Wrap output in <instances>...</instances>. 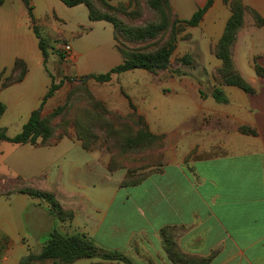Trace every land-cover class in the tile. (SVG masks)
Returning <instances> with one entry per match:
<instances>
[{"label":"crops","instance_id":"0c3cea01","mask_svg":"<svg viewBox=\"0 0 264 264\" xmlns=\"http://www.w3.org/2000/svg\"><path fill=\"white\" fill-rule=\"evenodd\" d=\"M123 1L110 0L112 4ZM207 1L169 3L180 20H188ZM243 2L264 18V0ZM31 3L47 35L70 45L74 63L64 74L74 77L75 84L85 81L81 77L105 73L121 63L112 25L90 21L85 6L67 10L60 1ZM20 5L18 13L0 10V73L11 72L16 59L27 67L21 82L0 90L6 107L0 118L3 130L12 110L22 128L51 84L27 11ZM58 12L67 13L70 20ZM229 17L223 0H212L190 32L209 47L218 42ZM246 23V43H239L237 58L242 74L257 89L255 95L220 88L226 102L219 103L212 96L214 88L206 96L195 82L185 80L187 75H182L177 91L166 94L159 90V78L141 69L114 75L107 83L85 78L109 112L125 116L133 111L132 104L150 131L154 124L165 135L162 165L137 185L122 186L125 170L109 172L110 157L102 149L85 151L76 139L65 137L48 146L16 145L14 152L31 154L20 158H8L6 142H0V177L20 178L48 191L72 213L71 220L60 222L36 198L24 194L4 198L8 203L1 205L0 236L17 243L18 249L14 251L12 245L0 264H19L30 252L37 254L53 229L65 235L83 234L131 264H174L166 252L167 238L180 253L207 259L204 264H264V79L254 76L252 69L253 60L264 68V28L252 27L249 17ZM76 39L81 40L80 48L73 44ZM50 73L55 84L62 82ZM36 74L47 78L37 84ZM69 90L70 85L61 83L42 113L64 103ZM247 127L255 135L240 131ZM46 215L50 223L44 222ZM36 263L40 262L31 264ZM73 264L126 263L81 259Z\"/></svg>","mask_w":264,"mask_h":264},{"label":"trees","instance_id":"16d2710c","mask_svg":"<svg viewBox=\"0 0 264 264\" xmlns=\"http://www.w3.org/2000/svg\"><path fill=\"white\" fill-rule=\"evenodd\" d=\"M21 1L30 19L31 29L38 40V48L43 56L44 68L47 71L46 62L49 54L48 50H52L53 48L49 43L48 36L44 35L37 26L36 19L33 15L31 0ZM58 1L69 8L77 5H84L88 10V17L90 21H104L111 24L113 27V37L115 43L117 31H125L124 29H126L125 26L113 16L112 13L114 12V8L108 6L105 0ZM2 3L3 0H0V5H2ZM97 3L101 9L97 8ZM211 3L212 0H208L206 5L199 8L190 19L178 20L173 17L168 0H148L147 4L149 8L159 12L161 22L157 25H148L143 29L127 30V35H133V37L138 40H146L151 39L158 33L170 28L168 41H166L154 52L129 50L125 47H119L116 45V48L122 55L121 63L105 73L90 74L85 78L87 80L92 79L96 83H107L114 75L136 69L145 70L151 73L169 70L179 76L186 75L179 70H171L170 67V57L175 48L177 25L182 24L188 27L197 26L205 12L210 7ZM230 8L231 15L227 20L223 35L215 49L216 57L222 61V67L219 70L220 83L221 85L237 87L247 94L254 95L255 90L248 85L234 69L235 67L233 65L230 51L231 46L236 39L237 32L243 25V15L246 8L242 5L240 0H231ZM253 16L258 24L263 23L257 13H253ZM179 63H181V65L188 66L191 65L192 61L191 58L186 55L179 60ZM3 72L4 71L0 73V89L7 88L15 83L21 82L27 73V67L22 60L16 59L13 65V75L2 81ZM255 72L257 76L264 78V68L256 65ZM48 74L51 78V84L47 93L41 100L39 108L31 113L29 119L22 126L17 135L8 137L5 130L0 129V142L5 141L15 145H51L52 143H55L67 136L65 133L60 136L55 135L51 122L55 118L63 116V114L68 110L69 115L73 113V128L69 126L67 127V123L65 122H63V127L65 130L74 129L78 132L80 136L77 140L80 141L82 149H86L87 151L89 150V147L92 146L91 143L93 141L96 143L98 140L96 134H94V138L91 139V137H93L91 133L94 131L105 132L106 141L112 142V146L116 144L118 154H113L110 157L107 168L109 172L125 170V176L121 182L122 186L137 185L150 174L158 170L162 161L160 154L158 155L159 164L153 166L150 165L148 172L146 173L145 171L140 173L139 170L143 169L134 167L132 164L129 166L127 161H124L123 159L127 158L128 152H144L150 150V140L157 138H160L161 140V137L152 136L146 128L144 119L135 113L127 116H121L119 114L109 112L104 105L99 102L87 89H85V92L70 89L63 105L54 108L49 115L42 116L43 105L50 97L53 96L62 83L60 82L59 84H55L53 76L50 73ZM80 80L84 79L81 78ZM70 81L74 82V79ZM84 83L85 82L82 81L80 84L75 85L81 89L85 87ZM81 96L87 99V106H80L78 109H73V107L76 106H74V104H76L74 99L76 97L81 98ZM212 96L219 103L226 102V98L220 88L214 89ZM5 109L6 107L4 103L0 101V118L4 114ZM240 131L242 133L255 135V131H250L248 128H241ZM152 167L154 170L150 171ZM8 184L13 187L7 186ZM13 184L18 187H14ZM0 187L3 188V190L0 189V196L9 197L12 194L18 193L47 202L50 205L53 214L60 222H67L72 218V213L64 210L52 193L34 188L20 178L5 179L4 177H0ZM2 240H6V238H2ZM165 246L168 257L174 264H204L207 262V259L192 258L180 253L175 244L168 238L165 239ZM1 254L2 251L0 248V257ZM81 259H101L106 261H121L126 264H131L130 260L125 256L99 248L91 239L87 238L83 234L65 235L57 229H53L50 232L48 239L45 243H43L37 254L30 252L26 257L20 260L19 264H31L33 262L43 261H52L54 264H73Z\"/></svg>","mask_w":264,"mask_h":264},{"label":"rangeland","instance_id":"374dc122","mask_svg":"<svg viewBox=\"0 0 264 264\" xmlns=\"http://www.w3.org/2000/svg\"><path fill=\"white\" fill-rule=\"evenodd\" d=\"M147 1L148 0H125V1L120 2V3L112 4L110 2V0H105L106 4L108 6L114 8V12L112 13L113 16L119 22H121L126 28V29H124L125 31H123V30L117 31L116 45H118L119 47H125L129 50H136V51H142V52H154L156 49L161 47L166 41H168L170 28H167L163 32L158 33L155 37H153L151 39H146V40H138L135 37H133V35H127V30L143 29L148 25H151V24L157 25L161 22V16H160L159 12L150 9L148 4H147ZM230 1L231 0H229V1L223 0V4L226 7H228L230 15H231ZM240 1H241L242 5L246 8V10L244 11V15H243V18H244L243 19V25L240 28V30L237 32L236 39H235V41H234V43L230 49L231 57H232L233 65L235 67L234 69L236 70V72L241 76V78L248 85H250L255 90V93H256L257 89H256L254 83L247 80V78L242 74L243 68L240 67V65L238 63L239 59L237 58V56L239 55L238 45L241 42V40H242V42L246 43L247 36H245L243 33L245 31V29L247 28L246 18L247 17L250 18L251 26L254 27L255 29L264 28V18H262L258 14V12H256L250 6L244 4L243 0H240ZM54 2H56L57 4H60V3H58L59 2L58 0H54ZM21 3H22L21 0H3L2 5H0V10L13 11V12L18 13V9L20 8ZM22 5H23V3H22ZM169 6H170V3H169ZM63 8L69 10V7H66L65 5H63ZM81 8H85L84 5H81ZM97 8L101 9L99 7L98 3H97ZM170 8H171V12L173 14V17L180 20L178 18V16L174 13L171 6H170ZM58 13H59V15H62V17L64 19H67L68 21L70 20L67 13H61V12H58ZM253 13H257V15L263 21L262 24H258L255 21ZM70 22L72 25V21H70ZM36 23H37L38 28L43 32V34L48 36L47 35V29H46L47 27L41 25L40 20H38V19H36ZM48 39H49L50 45L53 48L52 50H50V49L48 50L49 54H48V58H47V62H46V67L48 68V70H47L48 73H50V71H52L57 77H59V79H60V81H62V83L66 82L67 86L70 85V89L78 90L79 92H81V91L85 92V89H87L92 93V91H91L92 87L91 86L93 85V83L88 82L85 79L86 76L81 77L85 80L84 81L85 87L80 89V88L76 87L77 85H75V83L73 81H70L73 79L75 81L74 77H68V75L64 74V72L67 74L69 73L68 69L74 63L72 56L69 60H63L60 56V50L64 48L65 41L62 39H53V38H50L49 36H48ZM219 40H218V42H219ZM218 42H216L214 44H210V45H208L209 47H207L206 45H203V43H201V41L199 40L197 35H192V33L190 32V27L184 26L182 24L177 25L175 48H174V51L170 57L171 70H179L180 72L185 73L187 75V79H185V80H187V81L191 80L192 82H195L198 90L202 91L206 96L210 94L212 88L216 89V88L231 87V88H234L236 90L242 91L241 89H239L237 87L221 85V83H220L219 70L222 67V61L220 59H218L216 57V54H215V49H216ZM73 44L76 48L77 47L80 48L81 40L76 39V40H74ZM186 55L191 58L193 64L188 65V66H184V65H181V63H179V60ZM52 60H53V63H52ZM202 64H205V65H202ZM256 65L257 64H256L255 60H253V66L254 67L252 66V69H254V72H253L254 76L256 75V72H255V66ZM3 71L4 72H3V76H2V81L5 80V78L13 75V68H12L11 72H9V73H7L5 70H3ZM149 73L159 78V81L162 84V86L159 88V90L163 91V93H166V94H173L175 91L178 90V88H176V86H178L182 83V79H181L182 76L176 75V74L172 73V71H169V70L168 71L167 70L166 71H157L154 73L149 72ZM256 77L264 79L263 77H260L257 75H256ZM45 78H47V77H44V74H41V75L36 74V76L33 77V81H35L38 84L40 81H43ZM2 89H5V88H2ZM152 90H155V88L152 87L151 91ZM242 92L245 93L244 91H242ZM245 94H247V93H245ZM247 95H250V94H247ZM74 101L76 102V104H74V106L75 105L76 106L73 107V109H78L80 106L81 107L87 106V99H85L83 96H81V98L76 97L74 99ZM99 102H101V101H99ZM63 104L64 103L62 102L59 105H56L55 108L58 106H61ZM130 107L133 111L127 115L135 113L136 115L140 116L141 118L144 119L146 128L149 131V133L152 136L161 137V140H160V138L150 140L151 141V144L149 146L151 148L150 150L144 151V152H139V151L128 152L127 158L123 159L124 161L125 160L127 161L129 166L132 164V165H134V167H138V168L143 169V170H139L140 173H143L144 171L146 173V172H148V168L150 167V165L153 166V165L159 164V160H158L159 154L161 155V160L163 159V148H164V142H165V135L157 132L158 126L157 125L154 126V124H152V131H150L144 116L139 115L137 113V111L135 110V108L132 106V104H130ZM15 113H16V111H14V110L9 112L8 115L6 116L5 122L3 124V126L5 127L4 130L6 132V135L12 136V137L17 135L21 130V124H20L21 119L18 118V115H15ZM50 113H45V114L42 113V116H47ZM72 114L69 115V111L67 110L63 114V116L57 117L51 122V124L54 128V131H55V135L60 136L61 134L65 133L67 135L66 136L67 138L76 139V140L79 138L80 135L78 134L77 131H75L74 129L65 130L63 127V122H65V123H67V127L69 126V127L73 128V125H72V117L73 116H72ZM127 115H125V116H127ZM155 117L158 118L159 116L156 115ZM248 130L253 131L250 128H248ZM91 134L93 136V137H91V139H93L94 134H96L98 137V140L96 141V143L94 141L91 143L92 146L89 147V150H87L88 152L89 151L91 152V151H94L97 149H102V151L105 154H107L109 157H111L113 154H115V155L118 154V149L116 148V144H114L112 146V142L106 141L105 132L94 131ZM250 135H252V134H250ZM78 142H80V141H78ZM5 146H6V148L4 151H5V155L8 158H20L19 156H21V155H23V157H28L31 155V154L29 155L26 152H22V153L18 152V151L14 152V148L16 147V145H14L12 143L6 142ZM134 149H136V148H134ZM85 151H86V149H85ZM8 155H10V157ZM118 159H121V158H118ZM161 165H162V161H161ZM152 170H154L153 167H152V169H150V171H152ZM4 178L5 179H12V178H7V177H4ZM13 185H14V187H18L15 184H13ZM7 186H10V184H8ZM10 187H13V186H10ZM0 189L3 190L2 187H0ZM16 194H18V193H16ZM12 195H14V194H12ZM9 197L0 196V214L3 212L1 205L8 203V201L5 200L4 198L8 199ZM38 200L41 203H46L48 205V213L51 216V218L55 219L56 221H59L58 218H56L55 215L53 214L50 205L45 201H41L40 199H38ZM50 216L46 215L44 217V219H45L44 222H46V220H48V222L50 223L52 220L50 218ZM2 238H5L4 235L0 236V248L2 251L1 256L12 245H13L14 251H16V249H18L17 243L11 244L7 238H6V240H2ZM33 263H35V262H33ZM36 264H53V263L52 262H40V263H36Z\"/></svg>","mask_w":264,"mask_h":264},{"label":"built area","instance_id":"2783aa9c","mask_svg":"<svg viewBox=\"0 0 264 264\" xmlns=\"http://www.w3.org/2000/svg\"><path fill=\"white\" fill-rule=\"evenodd\" d=\"M61 58L63 60H69L71 58V47L68 44L64 45V48L61 49Z\"/></svg>","mask_w":264,"mask_h":264}]
</instances>
